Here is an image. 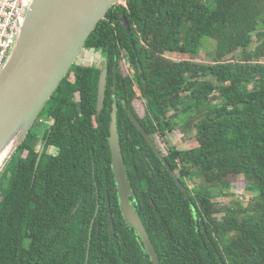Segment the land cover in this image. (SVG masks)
<instances>
[{"label":"trees","instance_id":"obj_1","mask_svg":"<svg viewBox=\"0 0 264 264\" xmlns=\"http://www.w3.org/2000/svg\"><path fill=\"white\" fill-rule=\"evenodd\" d=\"M203 38L214 41L206 61ZM85 49L105 58L104 107L99 68L75 62L36 119L50 118L43 140L57 154L35 172L30 129L0 179V264H152L119 207L114 102L131 202L159 263L264 264V0H120ZM127 110L152 140L194 131V147L163 154L189 199ZM238 180L252 198L215 201Z\"/></svg>","mask_w":264,"mask_h":264},{"label":"water","instance_id":"obj_2","mask_svg":"<svg viewBox=\"0 0 264 264\" xmlns=\"http://www.w3.org/2000/svg\"><path fill=\"white\" fill-rule=\"evenodd\" d=\"M119 2L120 0H32L20 34L0 73V179L71 66L77 62L83 50H94L85 49L88 37L105 18L109 9ZM123 21L125 22V19ZM103 60V66L98 67L97 113H100L104 107L106 90L108 70L104 57ZM127 114L163 162L179 189L189 199L183 185L167 164L154 140L142 128L131 111L127 110ZM116 122L114 102L108 144L119 207L125 223L139 236L151 263L160 264L147 231L131 202L133 192L117 138ZM44 148L43 145L38 153L35 172ZM48 153L55 155L52 152ZM78 206L79 204L73 212ZM109 220L110 230L113 232L111 217Z\"/></svg>","mask_w":264,"mask_h":264},{"label":"rangeland","instance_id":"obj_3","mask_svg":"<svg viewBox=\"0 0 264 264\" xmlns=\"http://www.w3.org/2000/svg\"><path fill=\"white\" fill-rule=\"evenodd\" d=\"M214 53V41L208 40V38L202 39V47L200 48L199 54L196 56L199 59H202L204 61L208 60L211 55ZM199 56V57H198ZM103 54L100 50H89L85 51L83 50L80 58L77 60V62L83 66H89L90 64H93L95 67H101L103 66ZM172 58H175L177 60L180 59H190L192 58L189 55H171ZM124 69H127L124 66ZM140 103H136V107L138 111L141 110ZM33 131L35 132V135L37 137L41 136V131L38 132L36 129H39V124L35 121L33 124ZM42 130V129H41ZM154 140L156 145L158 146L159 150L162 152V154L166 153L167 146H173L177 148H190L194 147L196 145L195 139H194V131H188L187 133L183 134L180 129H177L173 132H171L166 138L162 139L159 136H154ZM186 184L191 187L193 185H198L199 180L197 178L187 179ZM212 194H217V190H212ZM230 196H215V201L219 204L224 203H233L237 200L241 203L245 204L248 198H252L255 194L253 192H246L241 185V180H238V182L233 185L232 189L229 191ZM223 214H217L216 217H221Z\"/></svg>","mask_w":264,"mask_h":264},{"label":"built area","instance_id":"obj_4","mask_svg":"<svg viewBox=\"0 0 264 264\" xmlns=\"http://www.w3.org/2000/svg\"><path fill=\"white\" fill-rule=\"evenodd\" d=\"M32 0H0V73L16 43Z\"/></svg>","mask_w":264,"mask_h":264},{"label":"flooded vegetation","instance_id":"obj_5","mask_svg":"<svg viewBox=\"0 0 264 264\" xmlns=\"http://www.w3.org/2000/svg\"><path fill=\"white\" fill-rule=\"evenodd\" d=\"M37 123L39 124V129L38 130L36 129V131H38V132L41 131L40 132L41 133V136L37 137L35 135V132L33 131L34 134L32 132V134L34 135L33 136V139H32L33 140V143H32L33 148H35V150H37L38 153H39V151L41 150L42 146L44 145L45 148H44V151H43L42 155L44 153H48V152H52L54 154H57L58 149L56 147L52 146V145H49L48 146L47 142L43 140V134L48 129V126L50 125V118L49 117L42 118V119L38 120ZM31 129L33 130V128H31Z\"/></svg>","mask_w":264,"mask_h":264}]
</instances>
